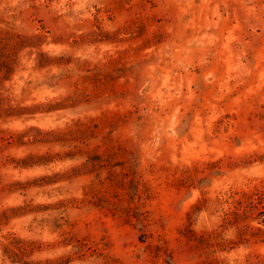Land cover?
Here are the masks:
<instances>
[{
	"label": "clouds",
	"instance_id": "9594fccd",
	"mask_svg": "<svg viewBox=\"0 0 264 264\" xmlns=\"http://www.w3.org/2000/svg\"><path fill=\"white\" fill-rule=\"evenodd\" d=\"M0 264H264V0H0Z\"/></svg>",
	"mask_w": 264,
	"mask_h": 264
},
{
	"label": "rangeland",
	"instance_id": "374dc122",
	"mask_svg": "<svg viewBox=\"0 0 264 264\" xmlns=\"http://www.w3.org/2000/svg\"><path fill=\"white\" fill-rule=\"evenodd\" d=\"M8 143H19V138H12L10 137L8 140ZM60 143L61 141H56L53 145L54 149L56 150L54 152V154L59 155L60 154ZM45 145H41L40 146V154L34 153V152H29L24 156H14L11 158L9 165L15 167H24L27 166L29 164V161L34 157L39 155V158L42 160H50V156L49 154H47L44 149H45ZM63 155L65 156V158H67L70 153L67 151L63 152Z\"/></svg>",
	"mask_w": 264,
	"mask_h": 264
}]
</instances>
